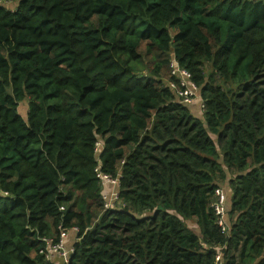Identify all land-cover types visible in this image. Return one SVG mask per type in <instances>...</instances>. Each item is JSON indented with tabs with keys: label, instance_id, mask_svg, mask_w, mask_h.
Masks as SVG:
<instances>
[{
	"label": "trees",
	"instance_id": "16d2710c",
	"mask_svg": "<svg viewBox=\"0 0 264 264\" xmlns=\"http://www.w3.org/2000/svg\"><path fill=\"white\" fill-rule=\"evenodd\" d=\"M59 225L68 264H264V0H0V264H54Z\"/></svg>",
	"mask_w": 264,
	"mask_h": 264
},
{
	"label": "built area",
	"instance_id": "2783aa9c",
	"mask_svg": "<svg viewBox=\"0 0 264 264\" xmlns=\"http://www.w3.org/2000/svg\"><path fill=\"white\" fill-rule=\"evenodd\" d=\"M170 73L175 76L168 82L169 86L175 90L176 96L179 100L185 104H192L199 102L201 108L203 101L200 96L199 86L192 80L191 73L181 66H179L177 60L172 56L170 60ZM99 147V144H97ZM99 149V148H98ZM96 177L99 179V183L102 187L109 186L108 191H103L102 202L103 210L109 209H120L122 207V201L119 195L120 187V174L112 176L102 172L101 165L98 164L95 167ZM215 200L211 204L213 211L216 216V222L220 226L221 230L225 231L228 229L226 223V198L227 193L223 187L215 189ZM61 210L63 207L60 208ZM59 238L52 241V238L43 237L42 241L45 243L44 246L39 250L44 255L47 262L54 264H68L71 254L74 252V246H67L65 243L66 230L59 225ZM71 229L78 232V227L74 226ZM219 256H217V259Z\"/></svg>",
	"mask_w": 264,
	"mask_h": 264
},
{
	"label": "crops",
	"instance_id": "0c3cea01",
	"mask_svg": "<svg viewBox=\"0 0 264 264\" xmlns=\"http://www.w3.org/2000/svg\"><path fill=\"white\" fill-rule=\"evenodd\" d=\"M197 105H193L192 106V109L194 110V112H197ZM109 190V186H105L104 187V191H108ZM226 190V189H225ZM193 222V224H192ZM187 223L190 227H193V229H196L197 228V225L195 224V222L193 220H187ZM192 225V226H191ZM77 236V231L73 230V229H68L66 230V235H65V243L66 245L69 247L71 245L74 244L75 240H76V237Z\"/></svg>",
	"mask_w": 264,
	"mask_h": 264
},
{
	"label": "rangeland",
	"instance_id": "374dc122",
	"mask_svg": "<svg viewBox=\"0 0 264 264\" xmlns=\"http://www.w3.org/2000/svg\"><path fill=\"white\" fill-rule=\"evenodd\" d=\"M2 3L5 6H8V7H14L15 6V3L14 2H10V1H3ZM170 28H173V24L172 23L170 24ZM142 73L145 74V73H147V71H143ZM18 109H19L20 114H22L23 117L25 118L26 117V111H27V104H26V102L25 101L21 102ZM223 189L224 190L226 189V193H227V197H228L229 196V191H228L229 187H228V185L227 184H223ZM192 224H193V222H192ZM190 228L194 232H196L197 234H199L198 227L196 229H193V227H190Z\"/></svg>",
	"mask_w": 264,
	"mask_h": 264
}]
</instances>
